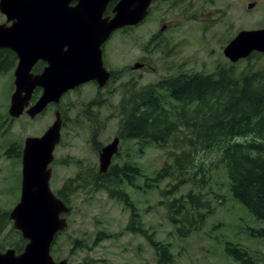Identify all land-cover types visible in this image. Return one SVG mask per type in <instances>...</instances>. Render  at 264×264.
<instances>
[{"label": "rangeland", "instance_id": "374dc122", "mask_svg": "<svg viewBox=\"0 0 264 264\" xmlns=\"http://www.w3.org/2000/svg\"><path fill=\"white\" fill-rule=\"evenodd\" d=\"M217 1L215 5L203 3V0H185L178 5L173 4V0L154 1L147 19L135 27L117 31L106 42L103 50L106 66L113 74L106 86L99 87L90 82L82 84L64 93L58 103L49 104L35 117L26 112L19 117L9 114L16 65L9 61L5 63L8 67L0 72L2 209L10 211L20 200L25 138L41 136L55 120L56 109H60L65 117L61 140L50 164L51 189L56 194L62 191L67 195L69 201L65 203L70 207L65 214L67 226L56 235L52 245L55 260L67 259V264H158L155 248L148 238L127 229L132 218L125 202L91 185L81 187L77 174L88 172L89 169H84L86 166L99 171L97 146L106 145L119 136L117 106L124 91L121 84L130 81L139 88L180 69L211 73L218 64H232L222 50L230 38L242 29L264 27V0H231L229 7L221 0ZM250 2H255L251 8L248 7ZM200 10L206 12L202 17L208 16L206 20H197L196 12ZM209 11H214V17L207 14ZM3 20L4 15L0 12V21ZM138 62H146V66L134 68ZM257 62L264 65V56ZM233 63L238 70L248 64L246 59ZM11 146V154L7 155ZM170 149L180 151L173 145L161 148L147 144L141 148L135 140L120 139L119 152L113 163L129 160L140 166L145 176L153 177L168 160ZM198 157L213 160L215 164L218 162L211 169V179L204 188L205 197L213 207L204 226L181 236L170 221L166 199L179 197L191 189L200 190L190 182L164 196V189L172 190L178 183L174 177L150 187L144 185V177H138L136 186H126L130 201L139 214L138 226L155 240L169 243L177 264H239L226 253L228 242L247 250L253 264H264V236L258 233L264 221L258 220L233 197L227 168L219 162L217 152L199 153ZM64 186L70 189H63ZM10 228L17 230L12 220L1 236L4 243L18 239V234H12ZM100 231L104 234H99ZM76 239L81 243H76Z\"/></svg>", "mask_w": 264, "mask_h": 264}, {"label": "trees", "instance_id": "16d2710c", "mask_svg": "<svg viewBox=\"0 0 264 264\" xmlns=\"http://www.w3.org/2000/svg\"><path fill=\"white\" fill-rule=\"evenodd\" d=\"M5 53L0 51V72L8 67ZM263 56L264 53L253 52L241 70L236 68V63L218 64L211 73L180 69L139 88L130 81L121 84L124 91L117 106L121 140H135L141 148L147 144L161 148L173 145L180 151L168 150V160L153 177L145 176L140 166L128 160L112 163L105 173L86 166L84 169H89L88 172L78 173L77 178L81 187L91 185L125 202L132 218L127 229L148 238L155 248L158 264L177 262L169 243L155 240L138 226L139 214L126 190V186L137 185L138 177H144V185L148 187L174 177L178 183L172 190H163L166 197L190 182L200 189L166 199L170 221L178 234L186 236L200 230L213 209L204 188L211 179V169L218 162L200 159L198 154L217 152L219 162L227 168L233 197L258 220L264 221V65L257 62ZM38 95L39 89L34 99ZM12 149V146L8 148L6 154L10 155ZM58 196L69 201L62 191ZM10 225L9 211L0 207V247H14L21 252L27 240L20 231L10 228L12 234H18V239L9 243L1 241ZM258 233L264 236V226ZM75 242L81 243L78 239ZM237 245L228 242L226 253L239 264H253L248 251Z\"/></svg>", "mask_w": 264, "mask_h": 264}, {"label": "water", "instance_id": "95a60500", "mask_svg": "<svg viewBox=\"0 0 264 264\" xmlns=\"http://www.w3.org/2000/svg\"><path fill=\"white\" fill-rule=\"evenodd\" d=\"M62 1L0 0L1 12L13 19L11 24L0 23V47L14 50L19 57L9 107L12 117H19L24 112L35 117L50 103H58L67 91L91 80L103 87L110 78V71L104 66L101 45L115 30L142 21L152 0H121L114 9L113 18L91 21L80 20L68 9L66 0ZM102 1L107 3L108 0ZM85 4L86 0L84 7ZM252 6L254 2L248 4V7ZM255 51L264 53V27L240 30L226 45L224 54L230 61L237 62ZM39 59L48 65L42 72L34 73L33 66ZM143 66L138 62L134 68ZM38 87L42 92L32 103ZM61 129V112L56 110L55 120L41 136L25 138L21 196L9 212V218L27 242L19 253L15 248H0V264L68 262L67 259L57 261L51 254L56 235L67 226V218L63 215L70 211L50 186V164L61 139ZM119 143L117 136L101 147V172L108 171Z\"/></svg>", "mask_w": 264, "mask_h": 264}, {"label": "flooded vegetation", "instance_id": "af4514ba", "mask_svg": "<svg viewBox=\"0 0 264 264\" xmlns=\"http://www.w3.org/2000/svg\"><path fill=\"white\" fill-rule=\"evenodd\" d=\"M63 1H65V0H63ZM62 1V2H63ZM91 1H92V3H91ZM121 0H108L107 1V3L106 2H104V3H102L103 1L102 0H86V4H85V7H84V0H66V2H67V7H68V9L71 11V12H73L74 13V15L76 16V17H80L79 19L80 20H89V21H91V20H106V19H108V20H110L111 18H113L114 17V15H115V12H114V9H115V7H116V5L120 2ZM154 1H157V0H152L151 1V3H150V6H149V8H148V13H147V15H146V17L142 20V21H140L139 23H137V24H134V25H127V26H125V27H123V28H119V29H117V30H115L112 34H111V36L109 37V39L115 34V33H117V31H123V30H126V29H128V28H130V27H135V26H137V25H139L140 23H142L145 19H147L149 16H150V14H151V7H152V4H153V2ZM160 1H169V0H160ZM174 2H173V4H176V5H178V4H180L182 1H185V0H173ZM200 1V0H199ZM223 3H225V6H228L229 7V5H230V2H231V0H221ZM94 2V3H93ZM218 1L217 0H203V3H211V4H213V5H215L216 3H217ZM82 3V4H81ZM251 3V2H250ZM255 3V2H254ZM202 6H203V4H201V9H202ZM224 6V7H225ZM90 8V9H89ZM250 8V7H249ZM89 9V10H88ZM38 12H40V10H37ZM0 12H1V10H0ZM228 12H229V9H228V11H227V15H228ZM2 13V12H1ZM197 13V20L198 21H203V20H206L207 18H208V16L207 17H205V18H202V17H204L205 15H206V12L205 11H203V10H200V12H196ZM224 13H225V11H224ZM3 15H4V20H3V22H1L0 21V23H8V24H11L12 22H13V19H8V16L5 14V13H2ZM207 14H209V16H211V15H213V17H214V11H209V13H207ZM166 26V25H165ZM169 26V25H168ZM167 26V27H168ZM171 26V25H170ZM162 28H164V27H162ZM161 28V30H163ZM202 32H205V33H213L214 31L213 30H203ZM235 36V35H234ZM233 36V37H234ZM232 37V38H233ZM232 38H230L229 40H228V42H227V44L230 42V40L232 39ZM108 39V40H109ZM107 40V41H108ZM106 41V42H107ZM106 42L105 43H103L102 45H101V50H105V44H106ZM226 44V45H227ZM226 47V46H225ZM225 47H223L222 48V50H223V52H224V50H225ZM1 48V47H0ZM1 49H4V50H0L1 52H6L5 54H8V57L6 58V60H5V62H7V61H9V63L11 64V65H17L18 64V62H19V57H18V55L16 54V52L14 51V50H12V49H10V48H7V47H3V48H1ZM106 54L104 53V51H103V59H104V64L106 65ZM142 64H144V66H146V62H141ZM48 65V63L46 62V61H44L43 59H39L35 64H34V66H33V69H32V71L34 72V73H40V72H42L43 71V69L46 67ZM107 67V66H106ZM108 68V67H107ZM111 71V70H110ZM113 74H112V72H111V76H112ZM90 83H93V84H97V82L96 81H89ZM88 82V83H89ZM86 84V83H85ZM39 89V95L41 94V92H42V89L41 88H38ZM39 95H38V97H39ZM37 99V98H36ZM35 99V100H36ZM34 100V101H35ZM34 101H32V103L34 102ZM57 110V109H56ZM60 112H61V116H62V120H63V124H64V120H65V117H63V112L60 110ZM63 124H62V127H63ZM62 130V129H61ZM100 149V148H99ZM98 149V150H99Z\"/></svg>", "mask_w": 264, "mask_h": 264}]
</instances>
